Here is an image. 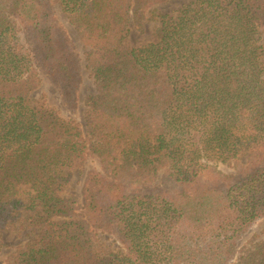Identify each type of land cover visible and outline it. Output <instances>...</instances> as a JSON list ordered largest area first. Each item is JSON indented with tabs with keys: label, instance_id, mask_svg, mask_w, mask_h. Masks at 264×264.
<instances>
[{
	"label": "trees",
	"instance_id": "1",
	"mask_svg": "<svg viewBox=\"0 0 264 264\" xmlns=\"http://www.w3.org/2000/svg\"><path fill=\"white\" fill-rule=\"evenodd\" d=\"M56 1L97 93L88 131L33 100L44 74L76 110L82 57L52 0H0V230L23 212L40 230L11 264H264V240L237 257L264 218V0H192L141 47L131 23L171 0Z\"/></svg>",
	"mask_w": 264,
	"mask_h": 264
},
{
	"label": "rangeland",
	"instance_id": "2",
	"mask_svg": "<svg viewBox=\"0 0 264 264\" xmlns=\"http://www.w3.org/2000/svg\"><path fill=\"white\" fill-rule=\"evenodd\" d=\"M55 6V13L61 23L65 26L73 40L76 48L78 49L82 57V68H83V83L79 89V102L78 108L76 110H69L64 104L61 94L57 87L44 75L40 74L42 83L40 88L32 93L31 98L33 100L45 99L50 107L56 108L59 113L68 120H76L80 122L84 129L88 131V121H87V106L86 99L88 96L96 94L97 88L95 81L91 75V71L87 68L86 64V52L84 44L82 43L80 36L76 29L69 22L66 14L63 12L60 4L56 0H52ZM192 0H171L167 3L161 4L156 3L150 6L146 10L145 21L143 25L141 22L133 21L131 23L132 33L126 44L129 47H141L150 43H156L158 40L157 32L160 27V23L155 21L153 17L162 15H173L175 12L182 9L185 5L190 3ZM19 30V37L23 41V34L20 31V27L17 26ZM264 44V35L261 41ZM245 160V159H244ZM212 165L216 166L218 169L227 174L234 173V163H223V162H212ZM100 166L98 162L94 159H89L80 172L74 175L72 183L67 191L68 195H77L81 200L83 198V187L87 174L90 171L98 170ZM164 171L160 173L163 176ZM30 192V186H21L20 197L24 202L28 201ZM28 212H23L17 217V220L12 222L6 229L0 230V264H11L13 261V256L21 249H25L36 240L40 230L37 227L30 225L27 220ZM100 243L110 252H123V248L115 237L100 233L99 234ZM264 240V218L259 220L254 227L248 232L244 238L239 242L238 254L240 256L246 249H251L260 241ZM236 257V258H237ZM236 261L233 262L235 264Z\"/></svg>",
	"mask_w": 264,
	"mask_h": 264
}]
</instances>
